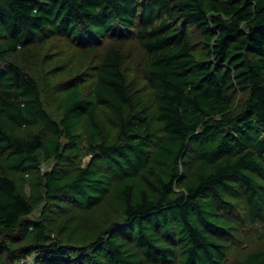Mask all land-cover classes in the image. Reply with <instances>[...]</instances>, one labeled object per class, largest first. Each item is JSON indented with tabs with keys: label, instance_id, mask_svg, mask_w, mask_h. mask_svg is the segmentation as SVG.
<instances>
[{
	"label": "trees",
	"instance_id": "obj_1",
	"mask_svg": "<svg viewBox=\"0 0 264 264\" xmlns=\"http://www.w3.org/2000/svg\"><path fill=\"white\" fill-rule=\"evenodd\" d=\"M59 40L94 79L56 80V115L34 69ZM102 208L116 215L88 241L50 221ZM29 257L264 264V0H0V264Z\"/></svg>",
	"mask_w": 264,
	"mask_h": 264
},
{
	"label": "rangeland",
	"instance_id": "obj_2",
	"mask_svg": "<svg viewBox=\"0 0 264 264\" xmlns=\"http://www.w3.org/2000/svg\"><path fill=\"white\" fill-rule=\"evenodd\" d=\"M194 37L199 38L198 31H194ZM128 57L125 62V70L129 79L134 83V88L136 96L140 99H147L152 101V89L149 85L146 84L145 80L141 74V68L145 61L146 54L143 48L136 42H130L128 48ZM42 57H45L44 62H42ZM49 59L53 60L54 64H61L58 71H61L58 78L53 77L56 73L53 70H48ZM36 67L34 71L39 76L40 82H43L44 89L46 92V99L49 107L52 111L57 113V106L61 101V92L56 88V80L63 79L64 77L71 76L73 79L80 80L84 82V88L87 89V92L90 93L92 81L94 79L92 66L90 63H87L82 57L75 53L74 49L70 48L64 41L59 40L45 50H42L39 58L36 61ZM104 120V119H103ZM81 132H85L86 127L79 129ZM92 154L88 153L84 156V164L92 160ZM55 164L54 161L46 160L42 164V169L51 168ZM28 178V175H26ZM25 189L28 194H40L38 188L33 184V182L28 181L25 183ZM43 205V203H42ZM42 205H40L36 211L35 216L40 214ZM80 211L76 216L71 218L63 217L62 215H57L55 212H51L50 221L55 226V233L62 236L72 242L76 241H88L91 238L97 236L99 229L105 225L104 218H109L110 216L114 217L116 213L108 211L107 209H100L97 212L93 213H81ZM71 215V214H69ZM107 218V220H108ZM104 221V222H103ZM80 225V226H79ZM30 258V261H33ZM26 260L24 259L21 263L25 264ZM239 263V260L236 259V264Z\"/></svg>",
	"mask_w": 264,
	"mask_h": 264
},
{
	"label": "built area",
	"instance_id": "obj_3",
	"mask_svg": "<svg viewBox=\"0 0 264 264\" xmlns=\"http://www.w3.org/2000/svg\"><path fill=\"white\" fill-rule=\"evenodd\" d=\"M25 262H26L25 264H31V261L29 259Z\"/></svg>",
	"mask_w": 264,
	"mask_h": 264
}]
</instances>
